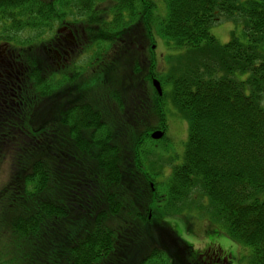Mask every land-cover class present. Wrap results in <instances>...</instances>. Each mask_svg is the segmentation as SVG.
Masks as SVG:
<instances>
[{"label": "trees", "instance_id": "trees-1", "mask_svg": "<svg viewBox=\"0 0 264 264\" xmlns=\"http://www.w3.org/2000/svg\"><path fill=\"white\" fill-rule=\"evenodd\" d=\"M54 2L0 0V40L13 47L0 51V158L9 146L13 153L11 178L0 189L7 230H0V253L10 243L14 253L0 264H166L173 256L161 233L171 241L177 235L164 218L191 209L247 250L243 264H264V0H164L165 16L149 0L145 20L86 18L88 47L124 51L111 59L126 81L111 91L120 118L109 99L95 97V83L75 90L72 65L58 64L51 36L66 18H51L65 15ZM141 5L114 0L112 11L136 15ZM86 7L104 13L96 1ZM222 20L242 27L225 44L211 31ZM139 24L152 42L148 65L133 36ZM154 32L177 51L168 69L154 55ZM167 101L189 134L166 185L153 189L143 157L151 132L168 128ZM175 239L188 264L219 263L208 257L214 241L193 251Z\"/></svg>", "mask_w": 264, "mask_h": 264}, {"label": "rangeland", "instance_id": "rangeland-1", "mask_svg": "<svg viewBox=\"0 0 264 264\" xmlns=\"http://www.w3.org/2000/svg\"><path fill=\"white\" fill-rule=\"evenodd\" d=\"M155 1L157 5L155 13L161 16H165L167 14L166 3L164 2V0ZM142 20L145 19L142 18ZM68 25L69 29L71 27V30H73L77 35L79 34L81 36L83 23L77 25ZM137 29H139L140 31L148 32L147 30H145L142 24H139ZM211 31L221 43L225 44L231 39L232 32L237 31V33L240 34L242 32V27L232 20H222L221 22L214 24L211 28ZM156 34L154 32V38H157L155 47L153 45L154 55L158 59L159 66L162 69H168L169 65L167 62V58L170 54H174L177 51L169 48L167 46L168 44L166 42V39L159 34L156 36ZM151 44L152 42L150 40L148 42H146L145 40H141L143 51L148 53L147 57H145V55L143 56L147 65L149 64V50H151ZM120 45L121 44L118 43L116 45V48H119ZM9 50H13V47H11L7 42L0 40V51L4 52L3 56L9 54ZM178 52H180V50H178ZM125 54H127V52ZM123 55L124 51H115L113 49L107 55V62L105 64H102V62L100 65H97L100 66V69L96 71L94 69L88 68L83 69V66H77L75 64L72 65V75L76 74L79 78L77 79L76 77H74L71 81V86L76 90L80 86L84 87L85 84L95 83V86H93L92 90L95 94V97H98L99 100L109 99V102L112 104V108L110 109V111L112 110V114L116 118H120L121 114L115 110L116 103L111 97V91L112 89L120 88L121 85L126 83V81H124L125 76L123 75V68L118 63L112 62L111 59L115 56L116 59L119 60V57ZM68 59V62H71V60L75 59V55H73V59L72 57H69ZM61 64L62 62H60V65ZM103 65H105L106 67H102ZM101 72H103V74H101ZM144 85L145 87L143 88L148 89L147 83H145ZM165 108L167 113L166 122L168 123L166 137L158 140L149 139V141H147L149 146L145 145L147 149L146 157H143L144 160L146 159V170L151 173V175L157 180L150 183L153 189H156L155 183L158 184V182L163 181L162 184L166 185L167 179H169V175L171 173V160L172 158H176L175 163L178 162L179 158L177 159V157L183 154L185 143L188 139L189 134L188 121L175 110L170 101H167ZM122 117L127 121V116L125 114H123ZM157 122L158 119L155 118L152 121V124L157 125ZM123 133L127 136L126 131ZM9 147L5 149L7 152L6 155L0 158V189L1 186H4L8 182L12 174L13 153L9 150ZM149 149L152 151H150ZM149 213V218L151 219L152 213ZM206 216V213H204L203 211L191 209L185 211L182 215H179L175 218H168L169 216H166L164 220L166 222H170L173 225L172 230L176 232V235L179 237L178 240H183L187 244L195 246L194 249L191 248L193 251H195L196 248L202 249L204 244H207L210 241H214L220 244L223 248L232 251L234 255L238 257V260H235L234 264H243V261L245 262L246 260L244 256H246L247 250L243 246H240L238 243L231 240L223 229L211 226V220L209 218H205ZM0 230L7 231L4 228V224L2 223L1 218ZM210 230L211 233L209 232ZM161 234L162 240H164L165 244L167 245V253L171 252L170 256H173L172 259L169 258V261L166 264H185L188 256H186V254H182L180 256L181 252L177 251L183 249L177 242V239H175V237L177 236L173 237V240L171 241L167 233L162 232ZM2 244L3 243L0 240V247L2 246ZM191 249L189 251H191ZM12 250L13 243H10L7 248V255L0 253V259H6L8 257L9 259H11L12 256H14ZM132 253L133 252H129V254ZM191 256H194V253H191ZM188 260L190 261V257ZM17 264H20V262H17ZM195 264H197L196 260Z\"/></svg>", "mask_w": 264, "mask_h": 264}, {"label": "flooded vegetation", "instance_id": "flooded-vegetation-1", "mask_svg": "<svg viewBox=\"0 0 264 264\" xmlns=\"http://www.w3.org/2000/svg\"><path fill=\"white\" fill-rule=\"evenodd\" d=\"M95 1L97 2V4H101L104 2L101 8L104 10V13L98 14V15L91 14L90 13L91 8H90L87 15L80 17L78 16V14L73 13L75 11V1L74 0H58V1L55 0L54 7L56 8V10L63 9L65 15H53L51 18H147L146 15H147V10L149 9V0H144L145 2L141 0L142 1L141 10H140L141 13L136 14V15H131V16L106 14L108 10L107 8H109V6L111 5L110 0H95ZM144 3H146V6H147L146 9L144 8ZM77 8H76L75 13L77 12ZM71 25L73 24L71 23ZM71 29H72L71 27L69 29L68 24L65 25L63 30L58 31L59 34L55 38L54 51L57 56V59L59 60L58 64H60V62L63 60V57L65 60H67V58L71 56L72 53L78 56L77 60H81L83 58L82 62L85 61L90 56V54L84 53V48L86 45V35H87L85 30H82L81 36H80L79 34L75 35V32ZM133 36L141 40H145L146 42L149 41V32L139 30L135 32ZM140 46L143 47L142 45ZM97 62H98V57H97L96 62L95 61L93 62V59L91 60L92 64L97 63ZM64 63H67V62H64ZM71 65H73V60H71ZM219 245L220 244L216 243L215 246L211 248H207L211 251L213 250L211 255H208V257L210 258L214 256L218 257L219 258L218 264H234L235 260L233 259V252H230L229 250ZM205 255L206 253H202V257Z\"/></svg>", "mask_w": 264, "mask_h": 264}, {"label": "water", "instance_id": "water-1", "mask_svg": "<svg viewBox=\"0 0 264 264\" xmlns=\"http://www.w3.org/2000/svg\"><path fill=\"white\" fill-rule=\"evenodd\" d=\"M154 84L156 86H158L159 83L157 81H154ZM158 90H159L160 94H162V89L160 87H158ZM152 136L154 138H161L163 136V131L157 130V131L153 132Z\"/></svg>", "mask_w": 264, "mask_h": 264}]
</instances>
